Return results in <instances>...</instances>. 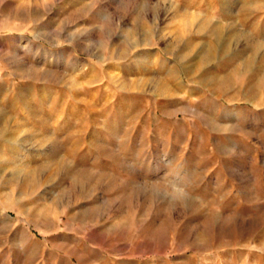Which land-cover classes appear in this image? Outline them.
I'll use <instances>...</instances> for the list:
<instances>
[{"label":"rangeland","instance_id":"1","mask_svg":"<svg viewBox=\"0 0 264 264\" xmlns=\"http://www.w3.org/2000/svg\"><path fill=\"white\" fill-rule=\"evenodd\" d=\"M0 264H264V0H0Z\"/></svg>","mask_w":264,"mask_h":264},{"label":"bare ground","instance_id":"2","mask_svg":"<svg viewBox=\"0 0 264 264\" xmlns=\"http://www.w3.org/2000/svg\"><path fill=\"white\" fill-rule=\"evenodd\" d=\"M187 28V27H186Z\"/></svg>","mask_w":264,"mask_h":264}]
</instances>
